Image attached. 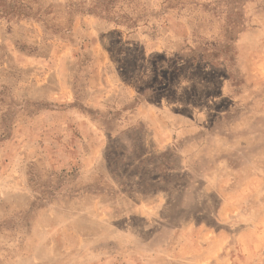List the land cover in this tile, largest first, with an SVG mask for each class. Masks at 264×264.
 <instances>
[{
    "label": "rangeland",
    "instance_id": "rangeland-1",
    "mask_svg": "<svg viewBox=\"0 0 264 264\" xmlns=\"http://www.w3.org/2000/svg\"><path fill=\"white\" fill-rule=\"evenodd\" d=\"M0 264H264V0H0Z\"/></svg>",
    "mask_w": 264,
    "mask_h": 264
}]
</instances>
